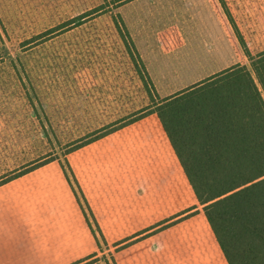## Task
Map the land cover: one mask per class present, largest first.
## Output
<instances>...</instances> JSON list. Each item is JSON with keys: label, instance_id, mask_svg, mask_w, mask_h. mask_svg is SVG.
<instances>
[{"label": "rangeland", "instance_id": "1", "mask_svg": "<svg viewBox=\"0 0 264 264\" xmlns=\"http://www.w3.org/2000/svg\"><path fill=\"white\" fill-rule=\"evenodd\" d=\"M235 24L264 0H0V264H228L153 105L252 70Z\"/></svg>", "mask_w": 264, "mask_h": 264}, {"label": "trees", "instance_id": "2", "mask_svg": "<svg viewBox=\"0 0 264 264\" xmlns=\"http://www.w3.org/2000/svg\"><path fill=\"white\" fill-rule=\"evenodd\" d=\"M114 20L140 69L143 62L130 34ZM235 29L252 70L245 63L234 65L155 103L153 113L227 263L264 264V47L254 54L236 24ZM172 32L161 34L167 51L182 45ZM170 36L175 43L170 44ZM141 69L153 96L147 68Z\"/></svg>", "mask_w": 264, "mask_h": 264}, {"label": "crops", "instance_id": "3", "mask_svg": "<svg viewBox=\"0 0 264 264\" xmlns=\"http://www.w3.org/2000/svg\"><path fill=\"white\" fill-rule=\"evenodd\" d=\"M144 58V57H143ZM212 233H213V231H212ZM214 234V233H213ZM214 237H215V235H214ZM215 240H216V237H215ZM216 242H217V240H216ZM218 243V242H217ZM218 247H220L219 246V244H218ZM216 250V249H215ZM214 250V251H215ZM219 251H220V253L223 255L222 257L223 258H219L218 260H223V261H226V259H225V257H224V254H223V252H222V250H221V248H219ZM215 253H216V251H215ZM208 254L210 255V256H212V254H210V251H208V250H205V248H200L199 250L197 249V250H194V254L192 255V256H190V257H188L186 260H193L194 262H193V264H197V262L195 261V260H216V259H213V258H211V257H209L208 256ZM185 259H183V260H181V261H179L178 263H175V264H184L183 263V261H184ZM227 262V261H226ZM97 262H94V263H90V264H96Z\"/></svg>", "mask_w": 264, "mask_h": 264}]
</instances>
